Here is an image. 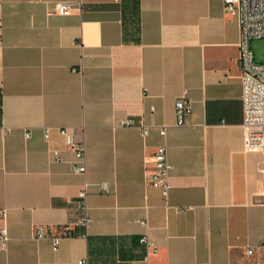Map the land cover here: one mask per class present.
Masks as SVG:
<instances>
[{
	"label": "crops",
	"instance_id": "crops-1",
	"mask_svg": "<svg viewBox=\"0 0 264 264\" xmlns=\"http://www.w3.org/2000/svg\"><path fill=\"white\" fill-rule=\"evenodd\" d=\"M61 1L76 6L59 14ZM239 39L224 0H0V264H264V150L245 145ZM81 140L85 174L69 147ZM162 143L167 197L146 180ZM62 225L75 234L56 250L35 236Z\"/></svg>",
	"mask_w": 264,
	"mask_h": 264
},
{
	"label": "built area",
	"instance_id": "built-area-1",
	"mask_svg": "<svg viewBox=\"0 0 264 264\" xmlns=\"http://www.w3.org/2000/svg\"><path fill=\"white\" fill-rule=\"evenodd\" d=\"M227 11L238 16L240 24L239 47V64L242 79V108H243V126L245 129V145L249 150H264V62H258L255 59L254 52L251 48L253 39L264 37V0H224ZM76 3L70 1H61L56 3L54 9L59 14H67ZM190 111V105L183 97L176 101L177 123L184 124L186 115ZM122 124L130 125L131 121H124ZM139 127L142 135L145 137L149 133V128L143 122ZM66 133V130H61ZM166 126L160 127V134L166 136ZM30 132H26V137ZM48 137V131L45 132ZM69 147L73 150L74 159L72 169L75 172L85 174L86 166V145L83 140L70 141ZM56 160L60 159L58 151H54ZM173 165L169 159L168 147L166 143L160 144L153 152V168L146 174L148 185L162 189L167 197L171 188L170 175ZM102 191L107 192L108 187L103 183ZM87 183L83 185L78 193V199L84 216L77 223L88 228L91 217L88 214L87 203ZM182 209V208H180ZM4 214V210L1 211ZM141 223L148 227V219L145 217ZM75 233L70 225H62L59 233L51 235L46 232L44 227L39 226L35 229L36 238H51L54 250L58 249L59 242L64 236H72ZM86 235V234H84ZM9 239L8 229L6 226L0 228V246L5 247ZM148 250V254L158 251L157 244L147 235L141 237ZM264 249V241L260 244ZM253 247L248 248V253H252ZM81 260L80 262H82Z\"/></svg>",
	"mask_w": 264,
	"mask_h": 264
},
{
	"label": "rangeland",
	"instance_id": "rangeland-1",
	"mask_svg": "<svg viewBox=\"0 0 264 264\" xmlns=\"http://www.w3.org/2000/svg\"><path fill=\"white\" fill-rule=\"evenodd\" d=\"M251 48L254 52L256 61L264 62V37L253 39Z\"/></svg>",
	"mask_w": 264,
	"mask_h": 264
}]
</instances>
